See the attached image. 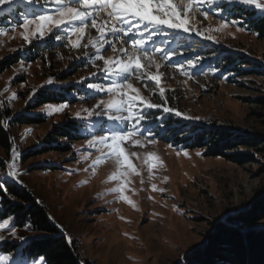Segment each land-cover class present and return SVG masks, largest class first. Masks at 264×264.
Returning a JSON list of instances; mask_svg holds the SVG:
<instances>
[{"label":"rangeland","instance_id":"1","mask_svg":"<svg viewBox=\"0 0 264 264\" xmlns=\"http://www.w3.org/2000/svg\"><path fill=\"white\" fill-rule=\"evenodd\" d=\"M259 2L264 3V0ZM24 8L28 12L36 10V6H26L21 0L16 5L0 8V28L10 29L0 35V63L13 56L33 52L43 44V48H50L40 58L31 62L22 59L0 73V102L9 109L11 117L25 112H44L45 117L41 123L11 127L10 150L6 153L0 147V183L17 184L28 190L45 207L52 223L69 240L76 242L81 259L88 264H181L191 253L185 252L195 246L201 247L218 222L226 220L230 214H240L248 209L255 193L264 189V158L256 154V161L239 165L222 157L206 155L203 148L162 142L154 138L156 129H151L152 121L148 122L155 115L149 111L155 109H148L146 120L141 122L140 131L144 135H135L122 143L125 154L139 173L137 175L126 166H120L122 173H128L124 195L135 207L119 199V192L107 191L120 183V180L107 179L117 170L115 158L106 157L95 169L90 167L101 153L96 149L87 150L86 142L93 134L103 135V131L99 134L94 131L81 140L58 139V143L68 147L34 154L35 147L46 144V134L53 126L78 119L77 112L87 116L83 109L94 110L93 106L98 101H107L110 97L106 93L89 95L88 92L83 99L65 103L67 106L60 112L45 110L47 105H60L58 103H43L36 109H30L42 88L52 84L78 83L82 78H85L87 88V83H97L94 78L101 77L91 76L97 67L87 58L77 59L86 50L83 47L71 49L68 40L75 39V35L57 41L55 35L61 34L58 30L43 40L30 36L31 43H26L21 36L24 28L14 22L3 24V21L21 15L20 10ZM202 9L207 11V18L196 14L190 22V26L201 35L195 31L189 34L169 29L170 35L154 37L156 46L176 53L170 63L161 59V53H156L155 62L148 69L153 74L163 73L160 86L166 89V103L152 82L145 87L143 83L132 81L134 87L152 103L163 104L181 113H166L159 108L162 113L158 117L169 113L185 120L264 134V72L258 71L264 70V44L256 33L245 29L242 24L253 16L248 11L254 10L257 15H264V11L254 5L230 0H216V7L204 4ZM4 14L8 15L5 19L1 18ZM101 22L98 18V23ZM34 27L30 25L29 30ZM87 31L96 35L94 29ZM209 36L212 39L206 38ZM82 43H87V38ZM128 47L130 50L131 46ZM148 48H152L151 43ZM87 51L91 53L94 50L89 48ZM102 54L113 56L112 47L106 46ZM231 55L236 60H247L249 63L239 68L250 71L241 74L226 69L232 63L219 57L227 56L228 59ZM189 61H196L195 67H189ZM177 63L183 65V71L176 67ZM157 64L161 65L159 69ZM97 65L103 67L100 61ZM50 77L52 83L48 84ZM5 88L7 91H3ZM34 89L37 91L32 95ZM13 92L17 96L9 101L8 97ZM95 119L104 120L107 128L114 127L106 119L92 118ZM133 140L140 143L134 144ZM49 142L57 144L51 139ZM13 148L18 153L15 159L16 179L6 175L7 164L12 162ZM149 153L155 154L158 160L149 157ZM83 156L87 159L82 160ZM149 165H154L151 171ZM85 180L86 183H81ZM153 184L157 190H153ZM161 188L163 192L159 191ZM6 219L9 220L8 226L0 229V235L5 237L0 241V247H6L5 250L0 249V255L9 257L6 264H45L44 259L41 261L43 257L28 259L26 253L22 254V245L41 233L14 227L13 217L0 219V223ZM12 229H15V236L11 235ZM12 244L17 246H8Z\"/></svg>","mask_w":264,"mask_h":264},{"label":"snow or ice","instance_id":"2","mask_svg":"<svg viewBox=\"0 0 264 264\" xmlns=\"http://www.w3.org/2000/svg\"><path fill=\"white\" fill-rule=\"evenodd\" d=\"M21 2L26 6H36V11L22 13L20 27L24 28L28 34L22 32L21 36L26 43H31L30 36L43 40L58 30L61 34L55 35L57 41H62L65 36L75 35V39L68 40L71 49L83 47L86 50L84 55L77 59L87 58L89 63L97 67V71L91 73V76H99L102 80L107 81V83H87L89 95L106 93L110 99L98 101L93 106L94 110L83 109L87 112V116H82L80 112H77L76 118L92 120L95 117L113 123V128H106L100 122L98 126L104 134L91 135L85 148L87 150L96 149L101 153L92 161L90 165L92 169H95L106 157L115 158L117 170L112 172L107 179L120 180V183L107 191L119 192V199L133 204L129 197L124 195L128 173H122L120 166H126L137 175L139 173L131 164L129 156L125 154L122 143L135 135H144L140 131V125L142 121L146 120L148 109L163 108L166 113L175 110L165 107L163 104L152 103L144 98L140 90L134 87L132 81L143 83L145 87L149 82H152L159 89V94L166 103V89L160 86L163 73L153 74L148 69L155 62L156 53H161V59L169 63L176 53L167 48L156 46L154 37L159 34L170 35L167 31L169 29L177 33L189 34L195 31L197 35H201L196 28L190 26L191 19L196 14H202L207 18L208 13L202 9V6L209 4L216 7V0H43L42 3L41 0H21ZM230 2L254 5L257 9L264 11V3H260L259 0H230ZM17 3L18 0H0V8L4 5L11 6ZM49 4L55 6L49 8L47 7ZM98 18L102 20L101 23H98ZM30 25L35 27L29 30ZM224 26L221 25V27ZM89 29H94L96 35H91L90 31H87ZM8 30L10 29L0 28V35L5 34ZM85 38H87V43H82ZM206 38L212 39L210 36ZM150 43L152 44L151 49L148 48ZM129 45L131 46L130 50ZM106 46L112 47L113 56L105 57L102 54ZM89 48L94 51L90 53L87 51ZM97 61L103 63L102 68L97 65ZM195 64L196 61L188 62L189 67H195ZM156 67L159 69L161 65L157 64ZM176 67L183 71L182 64L177 63ZM51 83L52 78L50 77L48 84ZM78 83L84 84L85 78H82ZM43 86L41 85V87ZM3 91H7V88ZM36 91L37 89H34L32 95ZM152 94L155 95V92ZM16 96L17 94L13 92L8 100L15 99ZM83 98L81 97V99ZM66 106L65 103L56 106L47 105L45 110L51 109L60 112ZM48 114L50 115L51 111ZM175 114L181 115L178 111H175ZM117 125L120 127H115ZM148 135L151 136V133ZM133 143L137 144L140 141L133 140ZM77 151L80 150L77 149ZM17 155L18 153L13 148L11 150L12 162L7 164L6 175L13 179L18 177L15 164ZM131 155L135 156L136 153H131ZM148 156L158 160L153 153H149ZM81 159H87V156H83ZM153 166L149 165V171ZM121 176L124 179H121ZM86 182V180L81 181V183ZM4 188L5 185L0 183V189ZM152 188L157 190L155 184L152 185ZM159 191L163 192L164 189L161 188ZM133 206L135 207L134 204ZM8 223V219L4 220L0 223V229H5ZM11 235H16L15 229H12ZM4 239L5 237L0 235V241ZM19 239L23 240L24 238L19 237ZM8 260V256L0 255V264H6Z\"/></svg>","mask_w":264,"mask_h":264},{"label":"trees","instance_id":"3","mask_svg":"<svg viewBox=\"0 0 264 264\" xmlns=\"http://www.w3.org/2000/svg\"><path fill=\"white\" fill-rule=\"evenodd\" d=\"M26 10V8L21 9V15L19 14L10 21L5 20L3 24L9 25L14 22L16 25H20L22 13ZM248 14L253 16L242 24L245 25V29L256 33L257 38L264 44V15H257L254 10L248 11ZM7 16L4 14L1 18L5 19ZM44 45L35 48L33 52L16 55L10 60L1 62L0 73L22 59L31 62L40 58L43 52L50 48L48 46L43 48ZM233 57L231 55L228 59L227 56L219 58L232 63L231 66L226 67L229 71H237L241 74L250 71L239 68L242 65H247L249 63L247 60L244 58L236 60ZM214 59L211 58V60ZM262 60L264 63V54ZM219 65L222 64L219 63ZM258 71L264 72L263 69ZM94 82L106 83L107 81L94 78ZM84 84H52L42 88L39 95L31 103L30 109H36L43 103H74L89 92ZM149 112L155 113L154 117L151 116L148 121L154 123H151V129H156L153 136L162 142L170 143L173 146L181 145L186 148H203L206 155L222 157L239 165L256 161V154L264 158V134H252L238 128L215 123L185 120L169 113L158 117L162 113L160 109ZM44 117V112L33 114L25 112L11 117L9 109L3 102H0V147L6 153L10 150L11 127L18 124L41 123ZM100 122L107 128L104 120L98 119L81 120L74 118L56 124L46 134V144L35 147L33 153L40 154L51 151V149H66L68 146L58 143V139L75 141L88 137L94 131L99 134L103 131L98 126ZM50 139L56 141L57 144H51ZM262 167L264 171V163ZM0 206L2 208L0 219L13 217L14 227L41 233V235L27 240L22 245V254L26 253L28 259L43 257L45 264H88L81 259L76 242L69 240L52 223L45 207L38 203L24 187L17 184L5 185L4 189H0ZM247 208L240 214H230L226 220L218 222L210 232L206 242L188 254L181 264H264V224H262L264 221V189L255 193ZM8 246L14 248L17 244ZM0 249L5 250L6 247L1 246Z\"/></svg>","mask_w":264,"mask_h":264},{"label":"water","instance_id":"4","mask_svg":"<svg viewBox=\"0 0 264 264\" xmlns=\"http://www.w3.org/2000/svg\"><path fill=\"white\" fill-rule=\"evenodd\" d=\"M197 247H200V246H195V247H192L190 248L187 252H185V254H188L190 252H192L194 249H196Z\"/></svg>","mask_w":264,"mask_h":264}]
</instances>
